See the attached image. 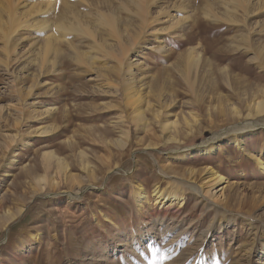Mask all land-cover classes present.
<instances>
[{
  "label": "rangeland",
  "instance_id": "rangeland-1",
  "mask_svg": "<svg viewBox=\"0 0 264 264\" xmlns=\"http://www.w3.org/2000/svg\"><path fill=\"white\" fill-rule=\"evenodd\" d=\"M0 1L8 22L28 17L16 36L0 32V264H264V173L254 160L264 161V129L245 135L243 150L224 139L213 155L181 161L164 154L195 150L242 120L234 104L245 113L249 102L264 98V0H242L240 7L225 0H142L156 18V30L138 39L134 63L141 67L133 69L142 75L134 89L146 105L148 128L132 122L134 106L116 60L104 57L91 36L55 28L76 12L108 45L113 38L96 23L103 12L127 26V40L140 21L131 0ZM194 55L200 58L197 73L188 71ZM161 124L174 127L171 135L181 142L169 140ZM127 131L128 141L122 136ZM45 151L74 175L89 167L97 179L72 199L61 194L70 186L62 174L60 188L45 197L34 190L37 177L58 172L56 159L45 163ZM131 165L130 173L113 171ZM207 165L228 182L226 201L216 207L193 189ZM156 184L165 192L178 187L185 202L168 209L146 203L139 216L135 189L140 185L149 195ZM20 204L21 215L8 223L7 214Z\"/></svg>",
  "mask_w": 264,
  "mask_h": 264
},
{
  "label": "bare ground",
  "instance_id": "bare-ground-1",
  "mask_svg": "<svg viewBox=\"0 0 264 264\" xmlns=\"http://www.w3.org/2000/svg\"><path fill=\"white\" fill-rule=\"evenodd\" d=\"M225 1H226V3H232V4L239 5V7L242 6L241 4L243 3L242 0H225ZM130 2H131V4H134L139 9L136 16L140 19V21L138 22L137 31H136L135 35L131 36L127 40L122 39V33L127 30V26L124 27L125 26L124 25V26L120 27L115 16L110 15V14L106 15L103 12L97 13L96 23H97L98 28H103L104 32L106 31V33L109 35V37L113 38V43H111V44L106 45V43L108 42L107 41L104 45L102 42H104L106 40L97 39L96 38L97 31L90 28L88 26V24L81 22L79 20V17H78L76 12H75V14L73 13V17H71V20H68V19L60 20L57 23V25L55 26V28L59 31L64 32V33L71 31V32L87 34V35L91 36L93 39V43H96L99 46L98 49L101 50L104 57L109 56L111 58H114V60H116L115 65H116L117 71L120 70L123 72L124 92H125V97L127 98L126 100H127L129 105L134 106V107L131 106L133 108V110H131L132 122L135 123V125H136L135 127H137V128H140V127L141 128H146V127L148 128V119L146 118L147 115H144L145 114L144 113L145 112L144 107L146 105L143 104L144 100H143L142 95L140 94V90L136 91L134 89L135 88L134 85H137L141 81L142 75L139 73L137 74L133 69H134V66H137V64H135L134 62L137 60L135 58L138 54V50L135 49V47L138 44V39H139L141 34L154 32V30H156V28L153 27V25L155 24L156 18L150 17L149 15H147V12H145L146 8H144L145 5L147 6V4L145 2H143L142 0H131ZM5 7H7V6H4V3L2 5V3L0 1V9L2 11H4V10H6ZM233 9H235V8H233ZM233 9H231V10H233ZM243 9H246V7ZM6 12H4V13H6ZM31 12H33V11H31ZM231 12L233 13V11H231ZM10 13H12V12H10V10H9V14ZM13 13H15V12H13ZM0 14H1V12H0ZM13 15H11V16H13ZM33 15L34 14L30 13V16H33ZM20 17H18V15H17V17L14 15V17H12L13 19H11V21L8 22L9 19L5 20V19H3L4 16L2 18V15H0V32L5 37L9 38L11 35H13L15 33V30H17V28H19V29H22V27L25 28L27 26V22H28L26 20L27 15L25 17V20H22L23 18L21 19ZM32 21H34V20L32 19L31 22ZM184 22H185V18L181 19L180 21L177 20V22H175L174 24H180V23H184ZM32 26H33V24H32ZM59 37H60V35H59ZM45 41H49V39H46ZM14 45L15 46H13L11 49L12 55H16V53H18V51L16 49L17 46H16V44H14ZM97 51H99V50H97ZM41 53H43V52H41ZM44 53L42 54V56H46V53L45 54ZM75 56H77L78 61H81V62L83 61V57L81 55L76 54ZM16 57H17V55H16ZM16 57H15V60H17ZM92 58L96 59L97 57H92ZM3 60L5 61V59H3ZM41 61H42V58H41ZM85 61L88 62L87 59H85ZM199 62H200L199 55L198 56L194 55V56L190 57L188 71L189 72L194 71V73H197V70L199 67ZM5 63H7V62L5 61ZM137 67L140 68L141 66H137ZM191 82L193 83V81H191ZM138 87L141 88V86H138ZM259 98L260 97H258V99ZM147 106L149 107L147 109H150V111H152V114H154L153 116L158 118L159 114L156 112L155 109L153 110V107L151 108V104L149 102L147 103ZM228 107H229V105H228ZM160 108H161V106H160ZM240 109L241 108L240 107L238 108L237 106H235V104L231 108L232 112L234 113V116L236 115L238 117H240V116L242 117L241 118L242 120L240 119L241 121L235 122V124H231V126L227 127L223 131L212 133L211 136L206 138L204 140V142L200 146L195 148V150H193V151L180 152L178 149H173L171 152H165L164 154H165L166 158L168 160L186 161V160L194 159L196 156L201 157V156H204L206 154L213 155V154H215L216 150L218 149L219 145L221 144V142H223L224 139H227L229 141L231 140L238 147V149L243 150V137L245 135H253V134L257 133V131L264 129V117L257 118L258 116L264 115V98L261 100H254L252 103L249 102L245 107V113H243ZM231 110H228V111H231ZM220 111H221V109H220ZM231 115H232V113H231ZM238 117H237V119H239ZM161 125H162L161 126L162 130L165 133H168V134L170 133L171 137L169 138V140L175 141L178 143L181 142L176 136L171 135L172 134L171 129L173 130L174 127L167 126L166 124H161ZM187 125H189V122L187 123ZM42 131H45V130H42ZM122 136H124V138L126 140L130 137V132H128V131L124 132V134ZM125 140L124 139L119 140L118 148H121L126 144ZM126 141H128V140H126ZM162 141L166 142L164 140V138ZM13 151H12V153H14ZM42 156H44L43 159H45V163L47 162L49 164V162L52 159H56L57 165H58V172L56 175L54 174V176H49L48 173H50V172H45V173L41 174L40 176H38L36 181H35L36 183L34 185V190L36 192L39 191V193L44 194L45 197H50L51 195H53V189L52 188H60V182H61L60 177L62 176V174L64 175L63 177L65 178V180H67V183L70 186L67 190L61 191V194L66 196V197H72V199L79 198L80 195L84 194L85 191H87L92 186V184H91L92 180L97 179L96 178L97 176L94 175V172L92 173V170H90L89 167H87L88 165L87 166L85 165L87 167V169H86V167L84 168V166H83V168L86 169L85 173L81 176H77L71 172L72 170L71 171L69 170L70 165L64 163V161L57 158L52 151H45ZM13 157H15V156H11L9 163L13 162V160H14ZM248 157H249V155H248ZM254 160H255L259 170L262 171V173H264V161L262 159H260V157H257V156L254 157ZM136 161H137L136 159H133V164H135ZM82 163L83 162H81V167H82ZM48 164H46L47 167H48ZM43 166H44V164H43ZM112 167H114V166H112ZM43 169H45V168H43ZM131 170H132V165L127 167L126 169H121V167H118V166L114 167V169H113V171L121 172L123 174L130 173ZM54 173H56V172H54ZM186 176H187L188 180L194 182L195 172L193 170L188 168ZM199 178L200 179H199L198 187L196 186L194 188L193 187V186H195L194 184L190 187H193V189L196 190V193L207 197V199L210 200V203L213 204L212 206L216 207V205H218V204L219 205L224 204L226 201L225 192H226V188L228 185L226 176L217 172L212 166L207 165L205 168L202 169L201 175ZM188 180H187V182H189ZM46 187H49V190L47 189L48 191H45ZM149 196L152 197V199H150ZM185 197L186 196L184 195V193L178 187L173 188L169 192H165L157 184L152 187L149 195L146 193V190L143 187H141L140 185L137 186V188L135 189V191L133 193V199L135 201L136 208H137L136 213H138L139 216L144 215V212H145L144 206L146 203H149L152 206H158V207H161L164 209H168V208H171L173 205L174 206L178 205L179 207L182 206L183 203L185 202L184 201ZM24 207H25V205H21L16 209V211H14V213H10V214L8 213L7 214L8 219L6 218L7 222L9 223L16 216H20ZM152 211H153V209H152ZM6 227H4V231L5 230L7 231ZM6 231H5V236L7 237L8 232H6ZM260 249H261L262 255H264V240L260 244Z\"/></svg>",
  "mask_w": 264,
  "mask_h": 264
},
{
  "label": "snow or ice",
  "instance_id": "snow-or-ice-1",
  "mask_svg": "<svg viewBox=\"0 0 264 264\" xmlns=\"http://www.w3.org/2000/svg\"><path fill=\"white\" fill-rule=\"evenodd\" d=\"M57 2H59V0H57Z\"/></svg>",
  "mask_w": 264,
  "mask_h": 264
}]
</instances>
